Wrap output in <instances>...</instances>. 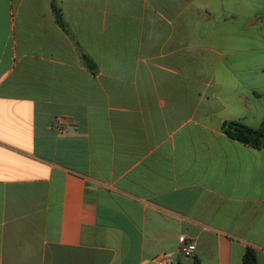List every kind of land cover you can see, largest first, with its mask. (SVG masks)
<instances>
[{
	"label": "crops",
	"instance_id": "0c3cea01",
	"mask_svg": "<svg viewBox=\"0 0 264 264\" xmlns=\"http://www.w3.org/2000/svg\"><path fill=\"white\" fill-rule=\"evenodd\" d=\"M231 121L264 127V0H0V264H264Z\"/></svg>",
	"mask_w": 264,
	"mask_h": 264
},
{
	"label": "trees",
	"instance_id": "16d2710c",
	"mask_svg": "<svg viewBox=\"0 0 264 264\" xmlns=\"http://www.w3.org/2000/svg\"><path fill=\"white\" fill-rule=\"evenodd\" d=\"M223 132L232 139L238 140L254 148L264 146V127L252 129L238 122H224ZM242 264H257L255 251L247 248L242 257Z\"/></svg>",
	"mask_w": 264,
	"mask_h": 264
},
{
	"label": "built area",
	"instance_id": "2783aa9c",
	"mask_svg": "<svg viewBox=\"0 0 264 264\" xmlns=\"http://www.w3.org/2000/svg\"><path fill=\"white\" fill-rule=\"evenodd\" d=\"M196 247L193 242L187 241L184 237L179 238L178 253L183 258H193ZM176 257L170 254H161L153 259V264H175Z\"/></svg>",
	"mask_w": 264,
	"mask_h": 264
}]
</instances>
